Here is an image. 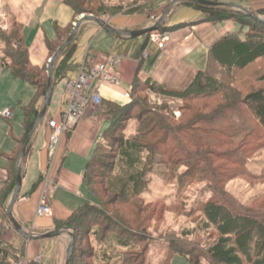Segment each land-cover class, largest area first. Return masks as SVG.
Here are the masks:
<instances>
[{
	"label": "trees",
	"instance_id": "obj_1",
	"mask_svg": "<svg viewBox=\"0 0 264 264\" xmlns=\"http://www.w3.org/2000/svg\"><path fill=\"white\" fill-rule=\"evenodd\" d=\"M148 1L137 10L154 11L160 0ZM214 1L245 6L242 0ZM64 2L73 9L74 20L66 27L54 22L56 37L46 36L49 55L42 66L31 60L22 22H14L8 32L0 30L1 66L35 89L23 107V136L11 154L8 178L0 192L4 218L10 223L7 208L17 182L16 161L40 114L50 59L82 15L109 18L123 8L98 0L96 7L91 3L83 10L86 0ZM182 3L201 10L204 20L213 24L233 20L241 28L210 47L206 68L184 90L136 77L130 103L108 106L110 123L84 174L95 199L57 223L58 228L75 232L73 264H170L174 255L185 257L189 264H264V193L244 202L228 188L237 179L264 185V167L256 171L251 166L264 155V22L233 6ZM252 10L264 16V8ZM159 30L168 28L163 24ZM76 40L77 36L55 63L54 86L75 69L71 58ZM141 94L143 100L138 98ZM149 94L180 100L181 116L176 117L168 102L152 103ZM172 165L170 173L166 167ZM170 177L177 182V203H185L183 215L196 217L198 226L192 237L179 238L173 230L168 245L160 243L156 250L151 223L157 222L160 212L149 211L146 206L153 202L146 201V194L157 193L153 186H169ZM199 185L202 191L197 190ZM4 228L2 223L0 239ZM7 255L0 248L2 262L13 264Z\"/></svg>",
	"mask_w": 264,
	"mask_h": 264
},
{
	"label": "crops",
	"instance_id": "obj_2",
	"mask_svg": "<svg viewBox=\"0 0 264 264\" xmlns=\"http://www.w3.org/2000/svg\"><path fill=\"white\" fill-rule=\"evenodd\" d=\"M115 1L113 4L117 3ZM122 1L128 3V0ZM172 2L173 0H160L152 12L124 11L102 19L122 31L141 30L157 22ZM241 2L251 9L264 8V0ZM38 14L35 23L51 21L53 25L57 22L66 27L74 20V11L64 0H46L39 8ZM153 16L157 19H153ZM204 17L201 10L191 5L182 2L176 4L164 22L171 32V38L163 49L151 44L148 34L138 36L118 34L102 28L95 21H87L81 26L77 34V46L71 58L75 69L54 86L44 121L36 126L26 154L20 161L23 182L12 212L14 218L25 232L31 234V237L23 235L14 226L10 217L11 223L4 218L0 203V225L5 223L0 248L6 249L7 256L13 264L67 263L70 235L61 233L44 237L43 234L58 229V222L65 221L87 200L95 199L92 191L84 183V174L98 141L110 123L106 113L108 106H123L130 103L132 85L136 77L152 78L165 84L169 89L184 90L197 73L206 68L210 47L224 35L235 31V25L231 20L213 24L204 20ZM47 32L49 33V30L40 27L28 43L31 60L35 65L42 66L48 59L46 36L54 39L56 30L53 36ZM146 49L149 50V55L145 58L143 54ZM110 57H117L120 60L117 66L109 68L119 81L110 83L100 78L95 81L94 91L99 92L101 101L87 104L79 122L69 126L62 136L52 181L45 188L43 179L48 166L50 141L47 121L50 118L62 121L65 117L68 106L66 82L76 76L81 66L89 69L91 62L105 61ZM34 93L35 89L32 86L31 99ZM29 102L22 105V117L16 120V124L14 119L17 114L14 109L11 108L14 112L12 118L0 115L10 124L9 131L3 129L4 134L0 135V192L8 178L11 154L23 136V107ZM22 148L23 146L20 148L19 156ZM41 180H43L41 184L33 189ZM43 193L47 196L51 209L47 215L37 214ZM12 198L13 194L9 198V204ZM39 255L42 257L40 261L37 260ZM0 264H4L1 256Z\"/></svg>",
	"mask_w": 264,
	"mask_h": 264
},
{
	"label": "rangeland",
	"instance_id": "obj_3",
	"mask_svg": "<svg viewBox=\"0 0 264 264\" xmlns=\"http://www.w3.org/2000/svg\"><path fill=\"white\" fill-rule=\"evenodd\" d=\"M45 1L46 0H0V30L8 32L11 30L14 22L17 20L22 22L24 24L25 37L28 46V43L36 35L40 27H43L47 31L49 30V33L47 32V34L53 36L55 34V28L51 21L35 23V20H38V10L42 7L43 2ZM83 1L84 0H81V2ZM102 1L112 4L115 0ZM144 1L147 3L149 2L148 0H128V3H126L122 0H116L115 2L117 3L115 4L123 6L121 12L129 11L130 9L131 11L129 12H135L138 11L137 9H141L140 7ZM86 2V4L84 3V8H82L83 10H87L88 7H92L93 5V7H96L98 4V0H86ZM231 22L235 25V31H239L241 24L233 20ZM247 28V26L244 27V30ZM1 55L2 51L0 47V57ZM255 74L257 75V73ZM31 96L32 86L28 82L15 77L10 68L2 67L0 63V111L7 108L14 109L17 114V117L14 119V124H16V120L22 117V105L29 102ZM149 96L152 103H170L172 108L175 109L176 117L179 118L181 116V111L178 109L181 104L180 100L159 94H149ZM138 98H142L140 100H143L144 95L141 94ZM9 126V121L0 117V130H2L0 131V135L4 134L3 129L8 132ZM251 166L254 170L260 171L261 168L264 167V155H260L255 158L253 162H251ZM161 168L163 167H160L159 169ZM174 168L175 166L173 165L166 167V169L170 170V173L174 170ZM170 178H167L168 182H170L169 186L166 184L153 186L154 189H157V193L150 192L146 194V201L153 202V204L146 206L149 208V211L153 208L155 211L157 210L160 212L157 222L154 221L151 223V230L152 234L154 233V237H150H152L151 241L155 245L156 250L159 249L158 246L160 243H163L165 246L168 245L170 238L169 233L174 232L173 230H175V233L180 236L179 238L186 236L192 237L196 235L195 233L198 226L196 217H186L183 215L185 203H182V201L179 202V204L177 203V199L180 201V198H177L175 195L177 190V187L175 186H177V182ZM201 187L202 186L199 185L197 190L202 191L200 189ZM228 188L244 202L251 201L254 197H258L264 193V185L249 184L242 179L229 182ZM191 195L193 196V193ZM126 216L129 218V213L126 212ZM101 227H103V225ZM117 232V234H120L119 231ZM187 234H191V236ZM155 254L156 253H154V256L157 262L158 256ZM170 264H189V262L185 257L174 255Z\"/></svg>",
	"mask_w": 264,
	"mask_h": 264
},
{
	"label": "built area",
	"instance_id": "obj_4",
	"mask_svg": "<svg viewBox=\"0 0 264 264\" xmlns=\"http://www.w3.org/2000/svg\"><path fill=\"white\" fill-rule=\"evenodd\" d=\"M153 19H157L153 16ZM171 38L169 30H154L150 32L149 40L151 44L156 45L158 49H163L166 43ZM149 55V50L144 51L143 56L146 58ZM120 60L117 57H110L105 61H94L89 64V69L81 66L75 77L69 78L66 82V93L68 96V106L65 117L62 121L55 118H50L47 121V126L50 129V141L48 145V166L44 176V187H48L52 181V173L55 168L58 148L60 146L62 136L69 126H73L79 122L82 117L84 107L90 103H99L101 96L98 91H94L95 81L100 78L110 83H117L119 78L112 74L110 67H115ZM0 115L6 118H12L14 112L7 108L0 111ZM1 149V147H0ZM47 196L43 193L40 203L37 207V214L47 215L50 213ZM39 255L37 260H41Z\"/></svg>",
	"mask_w": 264,
	"mask_h": 264
},
{
	"label": "water",
	"instance_id": "obj_5",
	"mask_svg": "<svg viewBox=\"0 0 264 264\" xmlns=\"http://www.w3.org/2000/svg\"><path fill=\"white\" fill-rule=\"evenodd\" d=\"M182 1H192V2H196L199 4H203V5H208V6H233L237 9H240L242 11H244L245 13H247L248 15L264 22V16L258 15L254 10L246 7V6H242L240 4H231L228 2H224V1H214V0H174L168 7L167 9L163 12V14L159 17V19L157 20V22H155L152 26L147 27L145 29H141V30H133V31H122L119 30L117 28H114L113 26H111L107 21H105L104 19L97 17L95 15H82L78 21L75 23L74 28L72 33L70 34V36L65 40V42L59 47V49L55 52V54L53 55V57L50 59V62L48 64V83H47V92H46V96L44 99V104L41 108L40 114L37 118L35 127L33 129V131L31 132V134L29 135L28 139L26 140L25 144L23 145L22 151L20 156L18 157L17 160V182H16V186H15V190L13 192V198L11 203L9 204L8 208H7V213L10 216L11 220L13 221L14 226L25 236L31 237V234H28L27 232L24 231V229L22 228V226L20 225V223L14 218L13 216V207L14 204L17 200L18 194L20 192L21 186H22V182H23V173H22V168L20 166V161L22 159V157L26 154L27 151V147L29 145V142L32 138V135L35 131L36 126L44 121V118L46 116V113L48 111L51 99H52V94H53V89H54V84H53V79H54V75H53V68L55 66V63L57 62V60L60 58L61 54L63 53V51L74 41V39L76 38L81 26L87 22V21H95L97 22L102 28L110 31V32H115L118 34H125L127 36H138V35H144L147 34L149 32H152L154 30H158L165 22L166 17L168 16V14L170 13V11L174 8V6L176 4H178L179 2ZM61 233H68L70 235V243H69V247H68V256H67V263L66 264H73L74 261V250H75V232L74 231H70L68 229H56L54 231L48 232L43 234L44 237H52V236H56L58 234Z\"/></svg>",
	"mask_w": 264,
	"mask_h": 264
}]
</instances>
